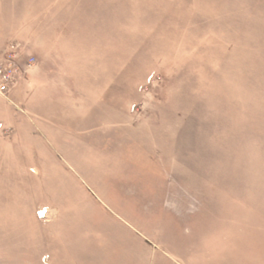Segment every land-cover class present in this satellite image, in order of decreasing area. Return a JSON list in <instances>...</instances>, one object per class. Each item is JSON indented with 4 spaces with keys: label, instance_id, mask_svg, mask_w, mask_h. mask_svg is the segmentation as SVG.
<instances>
[{
    "label": "rangeland",
    "instance_id": "obj_1",
    "mask_svg": "<svg viewBox=\"0 0 264 264\" xmlns=\"http://www.w3.org/2000/svg\"><path fill=\"white\" fill-rule=\"evenodd\" d=\"M12 44L0 264H264V0H0Z\"/></svg>",
    "mask_w": 264,
    "mask_h": 264
},
{
    "label": "built area",
    "instance_id": "obj_2",
    "mask_svg": "<svg viewBox=\"0 0 264 264\" xmlns=\"http://www.w3.org/2000/svg\"><path fill=\"white\" fill-rule=\"evenodd\" d=\"M8 61L0 65V94L6 95L10 92V85L13 82V74L18 71L17 46L11 45Z\"/></svg>",
    "mask_w": 264,
    "mask_h": 264
},
{
    "label": "water",
    "instance_id": "obj_3",
    "mask_svg": "<svg viewBox=\"0 0 264 264\" xmlns=\"http://www.w3.org/2000/svg\"><path fill=\"white\" fill-rule=\"evenodd\" d=\"M40 216H41V217H43V216H44L43 212H41V213H40Z\"/></svg>",
    "mask_w": 264,
    "mask_h": 264
}]
</instances>
